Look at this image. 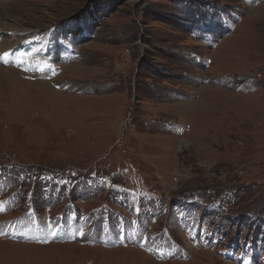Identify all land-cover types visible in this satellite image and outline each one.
Here are the masks:
<instances>
[{
	"label": "rangeland",
	"instance_id": "1",
	"mask_svg": "<svg viewBox=\"0 0 264 264\" xmlns=\"http://www.w3.org/2000/svg\"><path fill=\"white\" fill-rule=\"evenodd\" d=\"M0 24V63L33 52L0 72V224L49 245L0 238V264H264V0H0Z\"/></svg>",
	"mask_w": 264,
	"mask_h": 264
},
{
	"label": "bare ground",
	"instance_id": "2",
	"mask_svg": "<svg viewBox=\"0 0 264 264\" xmlns=\"http://www.w3.org/2000/svg\"><path fill=\"white\" fill-rule=\"evenodd\" d=\"M8 6H7V4H4L3 5V7H2V9H4V12L8 15V13H10L9 12V10H8V8H7ZM3 27H5V26H2L1 24H0V29H2ZM7 27V26H6ZM15 29H23V30H28L29 28H15ZM0 32H1V30H0ZM5 32L3 31V33H1L0 34V37L4 34ZM3 38V37H2ZM2 44V43H1ZM7 49H10V50H13V49H11L10 47H3V45H2V47H0V52H2V51H5V50H7ZM16 50H18V49H16ZM25 52V51H24ZM29 53V55H24V54H21L20 53V55L19 56H17L16 57V55H14V54H8V56L6 57V59H1L2 60V63H0L1 64V66H0V72L1 73H3L4 75H7V74H10L11 72H9V70L7 69V68H3V67H5V66H3V65H5V63L7 62V61H12L13 62V64H14V67L15 68H18L20 71H26V68H27V64H28V61H27V57H29L30 55H32V53L33 52H28ZM16 54H19L18 52H16ZM11 55V57L9 58V56ZM15 59H23L22 61H15ZM12 64V65H13ZM7 67V66H6ZM83 67V66H82ZM81 66H74L73 67V69H75V70H78L79 68H82ZM42 68H43V66H36V67H33V68H31L30 70H29V73H34L35 75H39V76H44V75H47L45 72H42ZM83 69V68H82ZM52 69L49 71V73H51V75H53L52 74ZM48 72V71H47ZM53 76H55V75H53ZM1 78H3V77H1ZM58 81V80H57ZM56 81V82H57ZM56 82H54V85H56L57 83ZM41 83H43L44 85H46V83L44 82V81H42ZM42 84V85H43ZM205 89H211V88H209V87H206ZM214 91H218V90H215V89H213ZM185 111V110H184ZM180 145L182 146V147H188V142L187 141H181V143H180ZM1 245H4V246H6V244H1ZM54 247H60V248H64V249H66V248H70V249H74V248H76L77 246L76 245H70V246H59V245H52L51 247H44V248H42V249H47V248H54ZM78 248V247H77ZM79 249L81 250L82 248H80L79 247ZM43 252V251H42ZM150 261V260H149ZM154 263H155V261H154ZM176 264V263H175Z\"/></svg>",
	"mask_w": 264,
	"mask_h": 264
},
{
	"label": "crops",
	"instance_id": "3",
	"mask_svg": "<svg viewBox=\"0 0 264 264\" xmlns=\"http://www.w3.org/2000/svg\"><path fill=\"white\" fill-rule=\"evenodd\" d=\"M78 244L85 245V246H88V247H100V248L109 249L106 245H102V244H95V245L86 244V243H78ZM36 245H39V246H49L47 244H36ZM118 247H121V246H118ZM123 248H128V247H123ZM138 248H140V251H142L145 254H147L149 257H151L156 262H158V263H166L165 260H159V259H157V257L154 254L150 253L145 247L139 246ZM114 249H115V247H112L111 248V250H114ZM204 249H207V248H204ZM223 260L224 261H227V262H230L232 264H245V263H241L240 261H234V260H230V259H223ZM167 262H171V261H167Z\"/></svg>",
	"mask_w": 264,
	"mask_h": 264
}]
</instances>
